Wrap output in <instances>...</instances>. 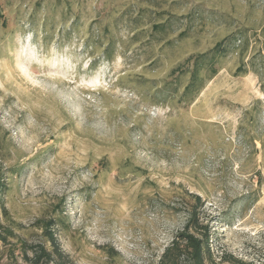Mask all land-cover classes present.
Returning a JSON list of instances; mask_svg holds the SVG:
<instances>
[{"label": "rangeland", "instance_id": "374dc122", "mask_svg": "<svg viewBox=\"0 0 264 264\" xmlns=\"http://www.w3.org/2000/svg\"><path fill=\"white\" fill-rule=\"evenodd\" d=\"M0 11L1 199L16 235L0 264H33L28 246L53 253L42 264H159L192 194L209 264H264V0ZM197 67L204 84L186 94ZM51 213L65 222L55 245L35 223Z\"/></svg>", "mask_w": 264, "mask_h": 264}, {"label": "trees", "instance_id": "16d2710c", "mask_svg": "<svg viewBox=\"0 0 264 264\" xmlns=\"http://www.w3.org/2000/svg\"><path fill=\"white\" fill-rule=\"evenodd\" d=\"M0 16H3L1 11ZM223 47V45L218 44L214 51H224ZM200 58L205 61L206 55H200L196 59L198 60ZM207 62L208 61H206V63ZM210 65L212 69L210 71L209 78L212 79L217 73V69L213 68L214 61H212ZM202 70L203 68L197 67L193 71V78L185 88L186 94L200 91L198 83L201 82L204 84L205 81V77L202 75ZM1 142L2 139L0 137V143ZM4 188L5 184H2L0 181V242L7 245L10 239L16 238V235L12 225L10 212L2 203L1 192H3ZM191 197L193 198L194 206L189 214V219L184 229L178 233L171 244L167 246L159 260V264H209L206 260V253L209 247L208 243L210 239V231L208 223L201 221V218L198 217V211L203 206V203L200 196L192 194ZM55 206L60 207V204L58 203ZM2 220H4L7 224H4ZM35 223L39 226L43 233L50 238V241L54 245L57 241L55 229L60 225H65V222H62L59 217H55L52 213L47 218L37 219ZM25 246L26 243H24V247ZM28 249L33 253V258L31 260L33 264H42L43 260H45L46 263H49L52 261V258L54 259V256H52L53 253L51 251H47L43 246H28ZM112 251L114 252V249H111V252ZM55 255V257H62L59 250H57Z\"/></svg>", "mask_w": 264, "mask_h": 264}]
</instances>
